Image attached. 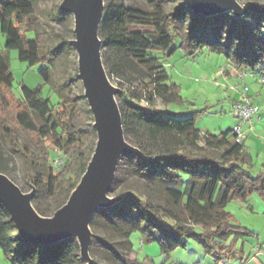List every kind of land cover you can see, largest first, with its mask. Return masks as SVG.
Returning a JSON list of instances; mask_svg holds the SVG:
<instances>
[{
  "label": "trees",
  "instance_id": "obj_1",
  "mask_svg": "<svg viewBox=\"0 0 264 264\" xmlns=\"http://www.w3.org/2000/svg\"><path fill=\"white\" fill-rule=\"evenodd\" d=\"M155 1L153 13L123 4L108 5L104 8L99 37L103 62L110 76L131 80L126 71L135 70V67L142 74L139 91L121 88L117 94L125 138L141 152V155H127L136 159L137 172L141 176L155 177L160 183L169 185L166 188L168 199L184 219L171 210L163 216L154 204L136 193L127 192L119 202L95 215L91 223L95 234L90 253L95 256V247L102 244L117 255L122 264H129L115 243L96 234L101 212L107 217L109 227L114 228L113 233L123 236L130 248L133 229L144 235L145 242L159 243L167 257L188 238L202 245L204 253L218 263L243 254L236 251V244L229 246L228 241L232 236L237 241L238 237L250 232L236 224L227 207L233 201L246 202L255 193L264 198V171L256 174L251 170L244 143H237L232 129L201 134L197 122L207 108L195 110L184 118L181 113L167 109L166 106L180 103L183 98L180 87L171 82L165 65L155 53L170 56L182 49L195 56L209 48L224 55L239 72L264 77V12L250 11L240 17L232 12L205 16L195 14L182 2L164 12L159 4L162 0ZM56 13L62 19L71 15L60 7L56 8ZM185 13L190 15V25L184 35H177L176 24ZM226 18L232 24L221 43L218 29ZM247 18L260 26L252 27ZM36 22L38 19L30 0H0V25L7 37L5 49L17 51L19 60L31 68L42 66L39 71L44 81L42 86L54 89L55 75L49 66L55 59V51L47 45L44 32H35L33 39L27 37L34 32L32 25ZM208 23L214 29L215 42L205 37ZM235 32L237 40L233 45ZM64 44L75 50L70 40H64ZM113 51L119 57L112 64L108 54ZM71 80H80L78 67ZM14 82L8 59L0 54V132L9 138L13 150L25 158V181L29 186L38 193L44 191L53 199L66 195V202L56 212L69 200L94 155L96 141L90 143L85 136L87 131L97 134L94 118L90 107L85 111L79 107V96L75 93L59 96L58 103L53 104L50 98L43 96V87L39 86L27 100H21L13 93ZM157 99L162 100L163 107L156 106ZM43 127L48 129L44 136ZM19 132H25L42 148L41 157H36L30 145L18 141ZM58 141L64 148L65 159L60 168H54L50 163L51 148ZM41 166L46 168L45 173L39 171ZM178 170L189 175L184 191L171 187L184 184L183 174ZM0 173L8 175L1 165ZM116 181L111 191L115 190ZM36 199L37 196L32 201L35 209L47 216L39 209ZM133 210L140 218L130 221ZM0 248L13 264H89L82 257L77 238L52 245L25 243L10 212L1 202ZM91 264H99L98 259L93 258Z\"/></svg>",
  "mask_w": 264,
  "mask_h": 264
},
{
  "label": "rangeland",
  "instance_id": "obj_2",
  "mask_svg": "<svg viewBox=\"0 0 264 264\" xmlns=\"http://www.w3.org/2000/svg\"><path fill=\"white\" fill-rule=\"evenodd\" d=\"M30 1L33 5L34 16L38 19V22L32 25L34 32L29 33L27 37L33 39L35 37V32H44L46 34V43L56 54L55 59L49 66L55 75L56 87L53 89L49 86H42L44 81L39 74L42 66L31 68L27 63H23L19 60L17 51L9 52L5 49L7 37L0 25V54L8 59L10 69L14 74V95L21 100H27L31 96L33 90L42 86L43 96L50 98L53 104H57L59 96H67L72 92L79 96L78 105L83 111H85L89 106L84 96L82 82L81 80H71L77 72V53L75 50H72L70 46L64 44V40H70L71 42L75 39L74 15L71 14L63 19L57 15L56 8L61 7L64 0ZM181 2L182 0H162L159 4L162 5L164 12H169L177 5L181 4ZM104 3L105 7L110 4H123L127 8L150 13L156 11L157 5L155 0H104ZM238 3L241 7H244L247 4H255L264 8V0H239ZM248 12H250V10ZM247 22L252 27L260 26V23L254 22L251 18H247ZM23 23V25L26 24L25 21H23ZM230 24H232V21L228 18L219 24L218 33L220 36L219 41L221 43L226 39ZM189 25L190 15L185 13L176 24V34L184 35L188 30ZM261 25L263 24L261 23ZM205 37L209 42L216 41L214 29L209 23L205 26ZM236 40L237 35L235 32L233 34V45L236 44ZM155 55L159 57L161 62L165 65L171 78V82L178 85L181 89L183 101L180 103L169 104L166 106L167 109L171 112L181 113V118L191 115L195 110L200 111L205 108L208 109L205 110V112L207 111L206 113L204 112L205 114H201L197 122V128L200 129L203 135L211 130L213 133H219L218 128L220 125H222L224 129L229 127L230 121L233 120V110L235 113V103L240 99V94L235 90H232V87L238 86L241 89L240 91H243V85L246 84L249 90H251L250 93L248 91L251 105L259 109V112L263 111V107L261 106V108L255 103L252 96H250L253 90L260 89L264 91V85L262 82L260 83L261 86L259 85L258 89H255L254 85L250 83L251 79L242 80L236 76L234 79H230L231 77L229 78V73L232 71V65L227 61L224 55L213 52L209 48H205L195 56L188 55L182 49L177 50L170 56H165L163 53H155ZM108 56L112 64L115 61L117 62L116 58L119 57H117L116 51L110 52ZM105 69L108 80L115 89L121 90L122 88L124 90L134 89L139 91L142 74L136 69V67L135 70L128 69L126 71V73L131 76V80H128L127 77L120 78L116 75L110 76L106 67ZM116 100L119 105L117 95ZM156 106H164L161 99H157ZM237 121L239 122V125L240 119L238 118ZM47 132L48 129L43 127L42 135L44 136ZM85 136L90 143L94 141L97 142V134L87 131ZM17 137L20 143L31 146L36 157H41L43 155L42 148L29 139L25 132H19ZM245 146L248 148L247 143ZM247 150H249V148ZM254 154H256V152H253V155ZM57 158L58 160H62V158L65 159L64 148L59 141L51 148L50 163H53ZM0 165L8 174L5 175L12 180L23 193L34 194L37 196L36 204L40 210L47 214V216L41 215L32 203L35 212L40 217H52L51 215L55 210L66 202L67 197L65 194L53 199L48 197L44 191L38 193L35 188L26 183V160L20 153L13 150L9 138L2 136L1 132ZM117 168L115 176V180L117 181L114 186L115 190L110 191L108 194L109 199L124 198L127 192H133L140 195L145 201L154 204L163 216H167L168 212L171 210L175 214H178L180 218L184 219V215H181L178 208H174L168 199L166 188L169 185L160 183L155 177L141 176L137 172L136 159H132L128 157L127 154H124L121 156ZM259 169V166L256 165L253 172L256 174L259 173ZM39 171L45 173L46 168L41 166L39 167ZM179 173L183 174V186L174 185L171 187L184 191L189 175L181 170ZM249 204L254 206V213H252L242 201L231 202L227 209V211L236 218L235 222H237V225L253 230L249 235L238 237L237 241H235L236 238L232 236L228 241L229 246L234 243L236 244V251H241L245 241L248 243V248H254L255 245H257V239L263 244L261 256L255 257V252L253 250V254L250 256L247 254L242 261L239 255H235L229 260L217 263L214 258L207 256L204 253L202 245L197 241L188 238H184L183 242L185 244L176 247L170 253V256L167 257L159 243L145 242L144 235L135 229L131 231L129 237L132 243V247L130 248V246L125 243V238L123 236L117 232L115 234L113 233L114 228L112 230L109 227L107 217L101 212L99 215V222L101 225L99 224L97 227L96 234L106 241L115 243L116 249H118L119 253L124 256L129 264L134 261H137V264H264V198L255 193L250 197ZM101 210L103 209H100L99 211ZM138 218H140L139 214L133 210L129 217L130 221ZM131 225L132 224H129V226ZM90 231L93 235L95 234V230L92 227H90ZM92 239L89 247V259L87 260L89 264L93 258L98 259L99 264H122L118 256L114 255L102 244L95 247V256L91 255L90 252L93 247ZM0 264H13L6 257L1 248Z\"/></svg>",
  "mask_w": 264,
  "mask_h": 264
},
{
  "label": "water",
  "instance_id": "obj_3",
  "mask_svg": "<svg viewBox=\"0 0 264 264\" xmlns=\"http://www.w3.org/2000/svg\"><path fill=\"white\" fill-rule=\"evenodd\" d=\"M239 0H182L195 14L213 16L232 12L237 17L264 12L255 4L241 7ZM104 0H64L61 10L74 15L71 41L78 57L79 79L94 118L97 142L94 155L81 182L67 203L50 218L40 217L32 206L34 194H25L5 174L0 173V202L7 208L25 243L52 245L77 238L82 257L87 261L92 239L91 223L100 209L111 207L120 199H109L119 160L124 154L141 155L125 138L123 119L115 89L109 82L102 58L99 27ZM92 263V260H91ZM90 263V264H91Z\"/></svg>",
  "mask_w": 264,
  "mask_h": 264
},
{
  "label": "crops",
  "instance_id": "obj_4",
  "mask_svg": "<svg viewBox=\"0 0 264 264\" xmlns=\"http://www.w3.org/2000/svg\"><path fill=\"white\" fill-rule=\"evenodd\" d=\"M238 73L239 71L236 70L233 66H232V71L229 73V78L230 79H234V77H238ZM263 76L260 74H249L247 76V78H245L246 80L251 79V84L254 85L255 89H258L259 85L261 86V78ZM239 78V77H238ZM244 79V80H245ZM251 90H249L250 93ZM252 94H250V96H252V98L254 99L255 103H257L260 107H263V111H261L259 113V118L255 117L253 118V120L251 122L245 123L243 125H241V129L244 132L245 135V139H244V147H245V151L246 153L249 155V160H250V168L253 171L254 168L256 167V165L259 166V172H263L264 171V91L263 90H253L251 92ZM260 103V104H259ZM261 107V108H262ZM233 120L230 121V125L228 128L224 129L222 127V125L219 126L218 130L219 133L223 132V131H227L232 129L233 127L238 126V117L236 115H234V110H233ZM241 124V123H240ZM239 124V125H240ZM200 130V129H199ZM201 132V131H200ZM207 133H213V131H208ZM202 134V133H201ZM214 134H218V133H214ZM247 143V146L249 148V150H247L248 148L245 146ZM253 152H256V154L253 155ZM260 162V163H259ZM250 199V198H249ZM249 199L244 202L245 205H247L246 207H248L249 210H251L252 213H254V206L249 204ZM230 204V203H229ZM229 206V205H228ZM228 209V207H227ZM236 219V218H235ZM237 223V222H236ZM239 223V221H238ZM250 233L253 232V230L245 227ZM257 245H255V247L253 248H248V243L245 241L244 245L242 246V252L243 254L240 256L241 261L247 256H250L251 254H253V250L255 252L254 256L258 257L262 255V248H263V244H261V242L259 241V239H257Z\"/></svg>",
  "mask_w": 264,
  "mask_h": 264
},
{
  "label": "built area",
  "instance_id": "obj_5",
  "mask_svg": "<svg viewBox=\"0 0 264 264\" xmlns=\"http://www.w3.org/2000/svg\"><path fill=\"white\" fill-rule=\"evenodd\" d=\"M249 73L247 72H239L238 77L242 80H244ZM261 82L264 85V77L261 78ZM232 90H235L240 94V99L235 103V114L240 119V125L232 128V135L236 138L237 143L243 144L244 143V132L241 129V125L251 122L253 118L258 117L259 118V109L251 105L250 103V97L248 95L249 88L245 84L243 85V91H240V87H232ZM260 119V118H259ZM64 163V159L62 160H55L53 162L54 168H60L62 164Z\"/></svg>",
  "mask_w": 264,
  "mask_h": 264
}]
</instances>
